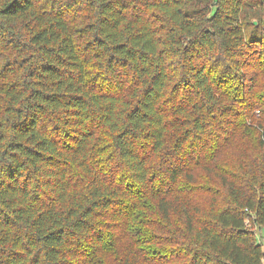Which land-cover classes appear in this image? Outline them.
Listing matches in <instances>:
<instances>
[{"label":"trees","instance_id":"obj_1","mask_svg":"<svg viewBox=\"0 0 264 264\" xmlns=\"http://www.w3.org/2000/svg\"><path fill=\"white\" fill-rule=\"evenodd\" d=\"M259 114L264 0H0V264H264Z\"/></svg>","mask_w":264,"mask_h":264},{"label":"rangeland","instance_id":"obj_2","mask_svg":"<svg viewBox=\"0 0 264 264\" xmlns=\"http://www.w3.org/2000/svg\"><path fill=\"white\" fill-rule=\"evenodd\" d=\"M259 119H263L264 117L259 114ZM247 127L250 129H257L258 124H250V122L247 124ZM255 147V139L252 135L245 132L242 133V136L237 140V142L232 145L229 150L226 153H222V158L224 160H229L232 162L239 154L245 152V153H252L253 149ZM214 147L209 149V152L213 151ZM203 158V157H202ZM200 159L205 165H207L210 168H213L214 170H217L216 166H212V160L215 159L214 156H207L204 157V159ZM220 167H223L222 162H219ZM200 189L198 193H195L194 196L199 199L203 204L207 203V200L210 195H212L208 190H212V187L210 185L204 184L202 187H197ZM251 230L255 233L256 238L258 242L262 245L264 250V227H258L255 225H251Z\"/></svg>","mask_w":264,"mask_h":264}]
</instances>
